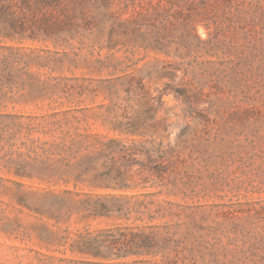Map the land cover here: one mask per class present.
Segmentation results:
<instances>
[{"label": "rangeland", "instance_id": "obj_1", "mask_svg": "<svg viewBox=\"0 0 264 264\" xmlns=\"http://www.w3.org/2000/svg\"><path fill=\"white\" fill-rule=\"evenodd\" d=\"M21 1L10 13L26 26H78L0 36V264L111 263L71 247L138 231L165 239L177 264H264V0H136L164 51L113 28L104 14H121L125 0ZM132 15L129 6L118 18ZM91 16L105 18L86 24ZM134 122L143 134L125 135ZM111 140L170 148L169 174L104 159ZM80 162L124 183L92 188L89 174L74 184ZM48 166L70 182L48 180ZM65 191L55 221L49 200ZM100 204L98 216L85 211Z\"/></svg>", "mask_w": 264, "mask_h": 264}, {"label": "trees", "instance_id": "obj_2", "mask_svg": "<svg viewBox=\"0 0 264 264\" xmlns=\"http://www.w3.org/2000/svg\"><path fill=\"white\" fill-rule=\"evenodd\" d=\"M29 3L26 0L21 1L22 4L27 6H34L36 8H46L55 6L61 0H31ZM80 3L86 0H77ZM89 1V0H87ZM103 1V8L107 9V0ZM136 0H125L124 12L129 6L132 7L133 15L129 19L121 20L120 15L114 16L113 14L105 13L104 15L108 18H114L113 28L119 29L127 39L140 40L141 42H147V46L156 50L164 51L166 46L158 43L159 38L149 27L153 26L149 21V18L145 11L135 9ZM13 3L11 0H3L0 3V36L5 39H14L15 36H22L26 31L29 32V38H36L39 34L46 37H58L63 30H75L78 26L77 23L69 18L62 23H48L44 19L39 20L37 23L26 26L16 16H13L10 11ZM159 16V12L156 13ZM105 16L101 19L97 16L89 17V21L86 24H94L99 26ZM116 24V25H115ZM145 28V29H143ZM10 64L9 59L3 60L5 71ZM0 80V89H1ZM128 136H140L143 131L138 122L129 123L127 127L122 131ZM170 148L163 149L160 147H145L143 145L131 144L121 145L116 141L111 140L105 150L101 152L104 159L110 161H116V159H122L126 164L133 165L137 164L141 169L148 172V176L155 177L159 180L165 179V176L169 174L170 161L167 158ZM143 160H139V158ZM22 168V167H20ZM44 175L48 180L61 181L63 183L70 182V176L56 167L48 166L44 169ZM111 168L103 171L96 172L95 169L87 162H80L77 164V170L74 173V184L85 182V178L89 174H93L88 185L92 188H97L102 185L107 186L108 184H122L124 179L120 172H117L116 176H111ZM23 176V175H22ZM29 176V175H25ZM69 191H65V196H53L49 200L48 212L50 217L55 221L60 219V211L67 206ZM89 206V205H88ZM104 204H100L99 207H93L92 209L86 208L89 216H98L102 211H107ZM79 241L72 245V251L85 258H94L109 262H100L98 264H123L114 261L124 260L127 258H144L146 260L133 261L132 264H177L175 261L168 259L165 254L167 248L166 240L160 239L155 232L145 233L143 231L123 233L118 236H113L108 232H101L93 237H79ZM160 257V261L157 262V258Z\"/></svg>", "mask_w": 264, "mask_h": 264}]
</instances>
